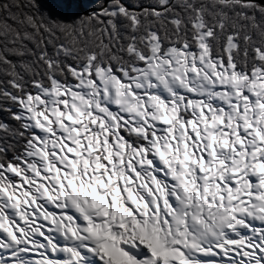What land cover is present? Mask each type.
Wrapping results in <instances>:
<instances>
[{"label": "bare ground", "instance_id": "obj_1", "mask_svg": "<svg viewBox=\"0 0 264 264\" xmlns=\"http://www.w3.org/2000/svg\"><path fill=\"white\" fill-rule=\"evenodd\" d=\"M206 35L201 33L197 53L186 51L185 45L172 46L166 50L164 59L156 52L158 43L153 42L147 55L137 52L144 62L134 66L136 74L124 72L122 79L129 80L126 83L120 82L108 68L94 69L99 88L97 99L106 103L107 114L108 105L117 107L121 118L112 120V130L123 119L133 134H141V127H132L124 120L123 116L127 115L132 124L151 125L156 131L171 134L167 125L176 117L178 109L186 108L194 116L192 121H187V128L199 144L189 147L185 121L179 120L175 134L178 143H167L164 137L148 138L149 159L138 151V155H132L136 162L133 167L132 160H125L124 164L122 140L116 137L114 151L104 153L109 169L103 175L101 165V177L93 178V183L100 185L99 194H96V185L63 177V170H54V177H63V185L59 187L33 185V178H26V185H33L31 200L46 205L47 199L51 204H58L60 200L63 211L51 216L31 209L30 216L36 222L43 218L46 221H40L36 226L41 231L28 238H22L25 229L33 230L27 214L16 209L19 202L24 203V196L17 195L20 185L0 181V195L4 193V199L10 200L0 201V210H7L16 218L13 222L0 214V264H236L238 256L248 253L242 245V236L250 225H264V151H261L264 147V73L259 68L248 75L236 73L232 63L224 64L218 57L207 56ZM231 45L232 41L228 48ZM81 69L85 73L90 71L87 64H82ZM90 85L80 78L74 87H84L88 93ZM139 88L148 90L149 94L136 92ZM36 90L33 98L27 95L21 100L17 114L34 127L39 126L34 118L38 107L46 106L55 119L58 116L55 103L60 100L55 86H40ZM171 96L170 107L164 112V98ZM67 102L69 110H60V117L75 118L86 99L69 89ZM212 104H220L221 108L215 109ZM145 109H148L146 115ZM50 115H41L40 122H49ZM235 121L240 122V129L247 137L245 145L235 133L236 125L232 131L224 126L231 127ZM217 135L221 136L219 148L214 149ZM230 136L234 147L226 145ZM167 144V153L179 151L176 166L163 161ZM99 149L100 146L91 145L90 154L98 155ZM192 149L198 150L200 158L191 157ZM35 150L42 154L41 149ZM171 159L174 162L175 158ZM223 160L227 162L225 176L232 182L219 185L217 182L224 179ZM187 164L191 165L189 169ZM138 169L147 172V179L140 177ZM157 172L166 175L165 186L158 181ZM205 172L209 173L205 175ZM29 173H37V164H30ZM197 177L201 184L192 195ZM245 179L254 183L252 195L232 206V197L243 193L239 183ZM220 190L226 194L224 197L219 194ZM123 200L133 207L131 211L124 213L118 209ZM233 218L235 223H229ZM129 220L135 222V228L123 232L122 224H128ZM122 235L127 237L124 241L119 240ZM133 236L143 237L149 246ZM262 237V231H258L256 238ZM219 240L222 246L214 247ZM224 252L228 256L224 257ZM190 256L197 259L190 261Z\"/></svg>", "mask_w": 264, "mask_h": 264}, {"label": "built area", "instance_id": "obj_2", "mask_svg": "<svg viewBox=\"0 0 264 264\" xmlns=\"http://www.w3.org/2000/svg\"><path fill=\"white\" fill-rule=\"evenodd\" d=\"M162 8H166L174 3H179L181 6L190 7V9L193 11V15L191 20H189L191 27L194 29V35L192 38L195 41V46L191 48L187 42H181L179 45L176 44H170L167 45L165 48L160 51L161 42L160 39L157 36V32L155 29L149 30V40L148 42V50L150 52L151 45L153 42L158 43V48H156V52L159 55L160 58L164 59L166 58V50L169 47H181L183 45L186 46L187 49H185L188 52H194L197 53V47L199 44V37L202 32L206 33V47H207V56H210L211 58H216L223 62V59L220 55L211 54V46H210V39L213 36V28L205 23L204 14L200 11V7L195 6L194 2L191 4V1L189 0H161ZM221 6H216V11L220 12ZM160 16V15H159ZM160 17H163L161 15ZM175 27H178L179 18L175 15H172L169 19ZM223 25V22L220 24H217V27H221ZM237 33L231 31L228 32L225 36L224 45H223V52L225 54L226 60L225 64L232 63V67L234 72L236 73H243V74H250L251 71L255 68H259L263 73L264 69L261 68V65L258 61L264 60V44L263 49L260 47H255L254 50V56L256 58V62L254 63V66L249 70V73H247L243 69H235V63L232 59V54L234 51L237 50V39H236ZM248 37V36H247ZM232 41V45L228 48L229 42ZM138 52V51H137ZM140 53V52H138ZM137 54V53H136ZM40 56L42 57V61L46 64V67L48 68V72L46 74L47 77V83L45 85L41 84L40 81L35 80L31 82L33 93H37L36 88H51L55 86L57 88V92L60 93V95L57 97L60 100H57V103H55V110L58 113L57 118L54 119L48 111L46 106H39L38 107V113L35 114V119L37 120L36 124L39 126H31L28 122H25V120L19 118L17 114L20 112L21 107H18V111L15 114H11V116L18 120L22 127V134L23 139L21 141V146L19 148V152L15 153L12 157H10L5 162H0V181H8V184H19L20 190L17 195L24 196V203L19 202L18 208L19 210H22V212L27 214V220L29 222V225H31V228L33 230H24L22 238H28L31 234H35V236L38 234L37 232V224L41 223L40 221H46V219H39L40 221L35 220L34 217H31V209L38 210V213H44L47 215H53L57 212H63L61 211L62 203L59 200L58 204H51V201L47 199L46 203H37V200H31V191H33V185L40 186L41 184H50L52 187H59V185H63V177H74L76 179L83 180V184H94L93 178L101 177V165H102V174L104 175L105 169H109L108 161L106 159V156H104V153H107L108 151H114L113 141L116 140V137H119L122 140V146L124 149H126V153H124V150L122 154L126 155H136L139 154V152H142V156H145L149 159L150 151H151V144L149 141H146L149 144L148 150H141L138 149L135 144H133L132 138H127L126 136L120 135L118 133L121 129H127L130 131L133 137L135 138H141L144 140L145 138L154 137V139H167V143H178L177 136H175L177 131V122L185 121V127H186V135L187 138H190V143L188 144L189 147L192 148L194 145H198L195 141V137L192 135L190 129L188 130L187 121H192L194 119V116L191 112V110H187L186 108H180L176 112V117L167 125V129H169L170 133L168 131H161L163 132V136L156 137V129L152 127L151 125L145 126V124H132L131 122H128V116L124 115L123 118L127 123L132 125V127H141L142 132L141 134H133V129H130L127 124L123 123V119L117 123V127H115L114 130L111 129V122L117 121L120 117L117 114V107L113 105H108L109 108V114L105 112V105L106 103H103L97 99L99 88L96 85V78L94 74L95 68H108L111 73L114 74V72L110 69L108 65L101 66L100 62L96 67H91L92 61H94V55H89L87 57V60H85L84 63H68L65 65L67 70L70 72V78L67 79H60L58 78L55 73L51 70L52 64H50L51 61H53L50 57H45L42 52H40ZM137 58H139L137 56ZM140 59V58H139ZM82 64H87L90 67V71L88 73L82 72L81 67ZM137 66V65H135ZM133 67V66H132ZM134 68V67H133ZM131 68L132 71L135 72V70ZM78 72V73H77ZM117 76V74H114ZM80 78L83 81L89 82L90 90L88 93L85 92V88H77L74 87V84H78L80 82ZM74 90L77 91L80 95L84 96L86 99V104L83 106V108L80 110L78 115L75 118L69 117H60V110H69V103L67 102L68 99V90ZM30 96V94H28ZM175 97V96H174ZM184 97L186 95L184 94ZM14 98L16 101V104H20V99L16 97ZM45 102H47V99L42 96ZM165 104L166 107L164 108V112L167 108L170 107L169 103L172 99L171 97H165ZM19 102V103H18ZM213 105V104H212ZM21 106V105H20ZM214 106V105H213ZM215 107V106H214ZM213 107V108H214ZM16 109V107H15ZM104 109V110H103ZM148 109L144 110V114L146 115V111ZM41 115H50L49 122H40ZM208 116V115H207ZM185 118V119H184ZM121 119V118H120ZM149 122V120H148ZM197 127L200 125L196 124ZM164 129V128H163ZM156 132V133H155ZM170 137V138H169ZM172 137V139H171ZM192 140L194 143H192ZM133 141V142H132ZM194 144V145H192ZM91 145H97L100 146L99 154H90ZM232 145L231 138L227 139V146L230 147ZM186 146V145H185ZM36 148H39L42 150V154H38V152L35 150ZM138 149L137 151H135ZM135 151V152H134ZM139 151V152H138ZM168 151V144L164 151L165 155L163 156L164 162H168L170 164H173L176 166V156H178V152H175V154L167 153ZM167 153V154H166ZM191 157L192 158H200L199 152L197 149L191 150ZM55 157H58L62 160V162L58 161ZM171 158H175L174 162H172ZM66 159H71L70 163L63 162ZM127 161V160H126ZM131 161V159H130ZM132 162H135L132 160ZM225 164V168L223 169V175L224 179L223 181L217 182L219 185H224L226 183L232 182V180H227L228 178L225 176L226 174V161H223ZM30 164H37V173H29V166ZM187 167L189 169L191 167L190 164ZM54 170H63V177H54ZM211 170V169H209ZM209 172H205V175H207ZM161 175L165 180L163 182H160L165 186L167 177L165 174H158ZM240 175V174H239ZM241 176V175H240ZM142 179L146 178V176H140ZM26 178H33V185H26ZM160 181V178L157 176ZM195 187L192 190V195H194L196 186L200 187L201 180L199 177L196 179ZM246 179L243 181H240V187L243 189L242 195H236L232 197L231 205H237L241 201L246 200L248 195L251 194V189L253 188L254 183H249ZM211 185H216L215 183H210ZM97 186V193H100V185ZM219 194L221 196H225L226 194L220 190ZM239 194V193H238ZM7 200L4 199V193H1L0 195V201ZM10 201V200H7ZM10 210V209H9ZM0 214H5L9 218L10 221L15 222V217L10 216L7 210H0ZM159 220V219H158ZM236 218L230 219L229 223H235ZM31 223V224H30ZM35 227V228H34ZM258 231H262L263 237L259 240L256 238ZM62 233V232H60ZM242 239L244 240L242 242V245L245 249L248 250V253H242L240 256L236 258V264H264V225L258 224L257 226L253 225L246 230L245 234L242 236ZM222 246V241L219 245ZM216 247V246H214ZM230 249V248H229ZM216 250V249H215ZM248 254L251 255V257L248 256ZM224 257L228 256V252H224Z\"/></svg>", "mask_w": 264, "mask_h": 264}, {"label": "trees", "instance_id": "obj_3", "mask_svg": "<svg viewBox=\"0 0 264 264\" xmlns=\"http://www.w3.org/2000/svg\"><path fill=\"white\" fill-rule=\"evenodd\" d=\"M16 14L20 18L32 17L36 15L33 11V0H12ZM120 3V0H116ZM153 0H132L131 6L124 3L127 12H131L137 19L134 28L132 29V22L130 17L120 15L123 19V24L119 25L123 35L117 37L119 40L118 46L121 45L123 52L119 59V64L128 66L129 63L137 62L133 56L126 55L124 48L127 44L134 43V45L142 52L146 53L145 46L141 44V36L147 33L148 28H153L157 32L160 39L161 46L164 48L172 43L179 45L186 41L190 47L195 46L192 38L194 29L191 27L189 20H191L193 11L190 7L181 6L179 3L171 4L165 8L161 6H152ZM195 6H203L204 17L207 25L213 28L216 32L212 40L211 54H218L225 57L223 53V45L225 36L228 32L237 33V50L232 53V59L235 63L236 69H244L249 71L254 65L256 59L254 56V48L260 47L263 49L264 44V10L261 8L259 14H255L251 9L243 11L236 7L229 5H222L220 2H215L210 6V12H205V0H198L194 2ZM220 7V14H217L216 6ZM208 7V6H207ZM1 8L6 9L7 3L0 1ZM153 9H157L163 13V17L156 16ZM172 15L179 18L178 27L168 20ZM222 17L223 25L219 28L216 25L217 20ZM49 24L45 23L43 19L35 25V29H28L26 24L19 22L16 25L15 34L17 41L7 40L0 37V162H5L15 153L19 152L21 141L23 139L22 127L18 120L14 119L11 114L14 112L16 103L11 100L10 95L23 97L24 93H33L31 82L38 80L43 85L47 83L46 74L48 68L46 64L39 57V53H44L47 57H54V45L65 42L71 38V33L58 32L60 26L59 20H65L64 14L60 17L54 16L53 13L47 16ZM30 19V18H29ZM118 29V30H119ZM248 36V37H247ZM76 58L72 59L70 56H64L60 61L61 67L53 71L57 77L61 79L70 78V73L64 68L66 62L74 63L75 60L80 59L81 50L76 48L74 51ZM104 63L106 60L103 61ZM264 68V61L261 62ZM114 67L115 64H112ZM52 70V69H51ZM16 84V86L14 85Z\"/></svg>", "mask_w": 264, "mask_h": 264}, {"label": "rangeland", "instance_id": "obj_4", "mask_svg": "<svg viewBox=\"0 0 264 264\" xmlns=\"http://www.w3.org/2000/svg\"><path fill=\"white\" fill-rule=\"evenodd\" d=\"M0 1H4L7 3V8L6 9L1 8L0 10V37L5 38L7 40L17 41V37H16L17 35L15 34V29H16V25H20L19 22L21 20L23 24H26L28 29L30 28L32 29L31 33H33V29H35V25H38V22H41V19H43L45 23L49 24L50 21L47 18V16L50 15V13H53L54 16H58V17L64 14L65 20L64 19L59 20L60 26L58 27V32H64L66 34L71 33L72 37L67 39L65 42H61L54 45V57H50L53 59V61L50 62V64H52L51 66L52 71H55L59 67H61L60 61L63 60L64 56H70L72 59H75L76 53L74 51L76 50V48L81 50L80 59L77 58V60H75L76 63H84L89 55L90 56L94 55V61H92L91 67L92 68L96 67L99 64V62L101 66L108 65L110 69L114 72V74H117V77H119L120 82L122 83L129 82V80H126L127 77L122 79V76L125 74L124 72L129 73V75H134L136 73L132 71L131 68H133L135 65H140L143 63L141 59L137 58L136 53L137 51L138 52L140 51L141 53L144 52L138 49L133 42L132 43L129 42L127 46L124 48L125 54L133 56L134 59L138 61L134 63H129L128 66H123L119 64V59L123 52L121 45L118 46L119 40L117 38L123 35V33H121V29H119L121 27V26L119 27V25L123 24V19H121L122 17H120V15L127 14L130 17L132 25L136 24L137 22L136 17L131 12H127L125 10V7L122 5V3H124L128 6H131L132 0H120V3H117L116 0H33V7H34L33 11L36 13V15L29 17L30 19L28 17H25V18H20V20L17 16L14 15L16 14V12L12 0H0ZM190 1L192 4L194 1H198V0H190ZM205 1L208 7L207 6L206 8L204 7V10L205 12L208 13L210 12V6H212L215 2H220V4L224 6L229 5L230 7H236L237 4H239V8H241L243 11L247 12L248 10L251 9L256 15L260 13L261 8H263L264 10V7L262 5L251 4L249 2H235L234 0L233 1L205 0ZM161 4H162L161 0H153L151 3L152 6H161ZM202 7L203 6H200L201 12L203 11ZM152 11L156 16L163 15V13L161 14L160 10L153 9ZM162 12L165 13V9ZM202 14H204V12H202ZM217 14H220L219 11H217ZM219 17L220 20L215 21L216 25L220 24L223 21L222 17L221 16ZM131 28L133 29V26H131ZM150 29L153 28H148L147 33L141 36V44L145 46L146 49V53H144L145 55L149 53L148 50L149 47L147 41L149 40L148 36L150 33L149 32ZM215 35L216 32H213V36L209 41L210 44L214 39ZM162 49H166V48H162V47L160 48V51L163 52ZM39 57L42 59L40 53H39ZM104 60H106L105 63L103 62ZM66 64H68V62L64 64V68L67 70V68L65 67ZM112 64H115V66L113 67ZM14 85L16 86V84ZM135 91L143 95L149 94L148 93L149 91L146 89H141L140 91L139 88ZM27 95L28 92L27 93L25 92L24 96L21 97L20 101L23 100L24 97H27ZM34 95L35 94H30L32 98L34 97ZM214 106L215 109L221 108L220 104ZM18 107H21L20 104H16V109L12 114H15L18 111ZM223 117H225V115ZM239 124L240 122L235 121L234 123H232L231 127L230 125L227 126L226 124L224 126L228 127L230 131H232L233 125H236L237 129L235 133L239 137H241L242 144L245 145V140L247 139V137L245 136L244 131L242 132V130L240 129ZM122 130L123 131L120 132H122L123 136H126L127 138L129 137L132 138L134 141V142L132 141L133 144H135L138 149L148 150L149 144L146 142L148 141L147 138L144 137V141H142L140 138L133 137L130 131H128L127 129H122ZM161 136H163V132L157 131L156 137H161ZM217 136L218 138H216V146L214 149L219 148V140H220L219 138L221 136L220 135ZM230 138L231 136L229 137V139ZM231 141H232L231 146L234 147L233 140ZM192 143H194L193 140ZM263 149L261 150L262 152L264 151ZM124 153H126V149H124ZM226 155H229V150L227 151ZM206 156L207 158L209 157L208 154ZM219 158H222V156H219ZM126 159L132 160L133 157L132 155L125 154L123 159L124 164L126 162L125 161ZM106 170L107 169H105V171ZM140 174L143 176H147V172L140 171ZM157 176L160 178V182H163L165 180L161 175H157ZM118 209L125 213L126 211L132 210L133 207L125 203V200H123L122 205L119 206ZM122 227H123L122 228L123 232L133 231V229L135 228V222L132 221L129 224L126 225L123 224ZM37 231L39 232L41 230H37ZM126 238L127 237H125V239ZM133 238L140 241L142 244L149 246L148 242L144 240L143 237L138 238L137 236H133ZM125 239H123V241Z\"/></svg>", "mask_w": 264, "mask_h": 264}, {"label": "water", "instance_id": "obj_5", "mask_svg": "<svg viewBox=\"0 0 264 264\" xmlns=\"http://www.w3.org/2000/svg\"><path fill=\"white\" fill-rule=\"evenodd\" d=\"M235 2H249L251 4H259L264 7V0H234Z\"/></svg>", "mask_w": 264, "mask_h": 264}]
</instances>
